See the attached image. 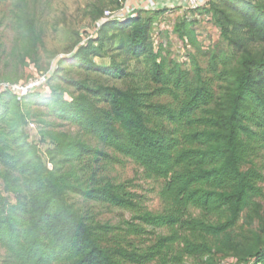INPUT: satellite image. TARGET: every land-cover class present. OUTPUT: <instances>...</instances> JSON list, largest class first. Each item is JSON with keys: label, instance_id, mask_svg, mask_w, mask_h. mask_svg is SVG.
I'll return each instance as SVG.
<instances>
[{"label": "trees", "instance_id": "obj_1", "mask_svg": "<svg viewBox=\"0 0 264 264\" xmlns=\"http://www.w3.org/2000/svg\"><path fill=\"white\" fill-rule=\"evenodd\" d=\"M10 1L17 0L0 3ZM165 12L155 13L164 16ZM198 12L211 16L233 51L217 74L223 84L218 94L211 83L192 79L185 63L172 58L168 47L155 46L152 32L158 21L141 11L123 22L102 24L89 44L59 63L123 78L125 70L116 59L120 54L109 67L91 58L99 56L92 45L117 40L122 54L149 59L155 89L91 85L60 76L57 66L47 82H53L48 97L38 92L22 99L3 95L0 248L6 252L7 264H184L186 259L199 260L197 264L230 260V264H264L259 202L264 198L259 186L264 175L252 160L259 140L253 127H264V2L210 0ZM177 19L174 32L179 40L188 39L191 47L199 45L195 22L186 13ZM15 32L24 44V64L27 59L35 61L45 48L43 32L22 8ZM164 34L168 33L160 37ZM161 96L171 97L173 104L156 103L154 99ZM40 106L56 120L75 125L99 147L79 136L42 131L32 120ZM30 121L39 127V143L45 146L46 136L51 140L45 154L39 143L30 140L26 131ZM105 148L138 164L148 178L165 181L161 191L165 213L145 212L134 218L140 225L127 223L135 236L145 234L143 225L170 231L144 251L112 244L109 235L119 228L89 222L70 202L73 195L113 207H134L124 185L87 176L101 158H109ZM192 209L200 216L190 214ZM243 219L247 225L261 221V226L232 237Z\"/></svg>", "mask_w": 264, "mask_h": 264}, {"label": "rangeland", "instance_id": "obj_2", "mask_svg": "<svg viewBox=\"0 0 264 264\" xmlns=\"http://www.w3.org/2000/svg\"><path fill=\"white\" fill-rule=\"evenodd\" d=\"M133 1L17 0L0 3V82H12L18 79V82L26 83L31 79L41 77L43 74L51 75L59 66L57 73L74 81L81 80L91 85H104L124 90L133 86L155 89L156 86L150 81L149 59L144 57L133 58L122 54L117 50V40L112 42L105 40L103 44L92 45L91 49L99 56L92 55L91 58L99 66L109 67L112 58L120 54V58L116 59L125 70L126 76L123 78L103 72L86 71L78 66H71L70 63L63 65L59 63L61 59L73 57L79 47L89 44L90 40L97 34L98 19L105 11L117 10L122 5ZM252 1L264 2V0ZM21 8L36 20L43 32L45 44V48L39 52V57L35 58V61L27 59L25 64L23 62L25 56L24 44L17 40L15 32L17 14L21 12ZM155 12L148 11V15L159 22L163 18V14ZM166 20L170 27L178 21L175 16H171ZM210 29L208 50L200 44L192 45V51L187 50L189 59L183 64V68L190 73L195 81L202 78L204 81L211 83L218 94L221 92L223 84L217 80V74L223 69L224 59L233 57V51L223 39L221 30L215 22H213V27ZM109 34L112 36L113 31H110ZM162 37L168 39V48L172 53L171 57L174 58V55L181 49L180 42L170 40L168 34H164ZM152 40L155 46H158L159 40L154 35V31L152 32ZM256 49L258 50V48ZM238 57L240 56L238 55ZM52 84L53 82L46 85L43 96L48 97L50 95ZM68 91L72 92L73 88L69 87ZM66 98L70 100V95L66 94ZM154 101L161 104H173V99L169 96L156 97ZM34 113L35 116L32 117V120L39 125L42 131L62 132L72 137L79 136L94 147H99L97 142L83 137L75 125L63 123L49 116L45 106L35 108ZM253 129L259 134V140L254 143L258 149L254 151L255 154H253L252 160L264 175V127L255 125ZM44 141L45 146L42 142L39 144L42 153L45 154L47 147L52 146L48 136L45 137ZM100 148L102 147L100 146ZM104 151L108 153L109 158H101L99 162L93 165L87 176L95 175L103 183L124 185L132 195L134 207L129 209L113 207L106 203L86 200L73 195L70 197V202L89 222L109 224L119 228L114 234L109 235L112 244H120L130 250L139 249L144 251L154 245L159 236L168 235L170 231L165 228H150L143 225L145 234L135 236L129 233L127 223L140 225V222L135 221L134 218L145 212L165 213V205L161 198L165 181L148 178L142 167L111 149L105 148ZM248 168L249 165L244 163L243 170ZM259 186L264 191V181L259 183ZM11 199L14 201V198ZM259 202L263 206L262 222L264 223V198L260 199ZM190 214L195 217L200 216V213L193 209L190 210ZM260 226L261 221L255 220L253 224L247 225L245 219H243L232 231V237H238L249 228L258 229ZM199 262L195 259H186L184 264H197ZM0 264H7L6 252L2 248H0ZM220 264H223V262Z\"/></svg>", "mask_w": 264, "mask_h": 264}, {"label": "built area", "instance_id": "obj_3", "mask_svg": "<svg viewBox=\"0 0 264 264\" xmlns=\"http://www.w3.org/2000/svg\"><path fill=\"white\" fill-rule=\"evenodd\" d=\"M128 2L122 5L121 8L112 11H105L103 19L98 23L96 31L99 27L109 21L123 22L126 19H131L137 16L141 11H144L143 6H133V3ZM147 1V0H146ZM152 1V0H148ZM179 3V7H166L160 8L158 10H164L165 15L159 20L154 28V35L158 37V44H163L165 48L168 47V39L160 37L162 33H168L170 40L179 41L181 44V49L174 58L180 62L185 63L189 58L187 57V50L192 51V47L188 41L185 39L183 41L179 40L178 36L174 32L175 24L170 27L167 24V18L175 16L178 18L186 13V17L189 21H194V30L196 32L198 42L203 46L204 49L208 50V34L210 33V28L213 27L212 18L209 15L201 14L198 11L202 8H206L210 0H176ZM154 4V3H153ZM157 10V9H156ZM50 74H43L39 78L31 79L26 83H12V82H0V101L5 93H11L15 95L18 99H22L30 93H41L43 94L48 82ZM26 131L29 134L30 140L35 143H39V127L36 123L30 121L26 126ZM233 260L225 261L223 264H230Z\"/></svg>", "mask_w": 264, "mask_h": 264}, {"label": "crops", "instance_id": "obj_4", "mask_svg": "<svg viewBox=\"0 0 264 264\" xmlns=\"http://www.w3.org/2000/svg\"><path fill=\"white\" fill-rule=\"evenodd\" d=\"M139 4L143 6L144 11H158V9L165 8V6L171 8L179 7V3L176 0H152L151 2L148 0H136L133 6H139Z\"/></svg>", "mask_w": 264, "mask_h": 264}]
</instances>
